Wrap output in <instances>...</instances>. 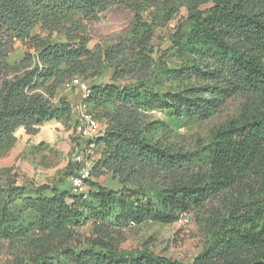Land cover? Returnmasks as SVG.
I'll return each instance as SVG.
<instances>
[{
	"label": "trees",
	"instance_id": "1",
	"mask_svg": "<svg viewBox=\"0 0 264 264\" xmlns=\"http://www.w3.org/2000/svg\"><path fill=\"white\" fill-rule=\"evenodd\" d=\"M119 7L131 14L129 31L89 50L90 25ZM180 8L187 31L169 51L184 57L178 73L201 83L177 92L143 82L89 87L85 103L104 129L86 195L42 185L30 197L1 169L0 241L16 252L7 264H264V0H0V152L14 146L19 129L35 136L68 116L54 99L73 78L104 67L118 80L147 74L152 30ZM36 27L65 42L38 48L22 61L33 67L15 72L8 63L13 45L33 42ZM230 97L241 99L238 115L191 149L150 115L166 112L178 126L203 122ZM71 166L69 177L77 168ZM105 174L117 178L118 192L94 182ZM240 185L246 192L226 200L207 245L189 263L113 244L112 232L125 222L171 224ZM88 223L90 237L68 245Z\"/></svg>",
	"mask_w": 264,
	"mask_h": 264
},
{
	"label": "rangeland",
	"instance_id": "2",
	"mask_svg": "<svg viewBox=\"0 0 264 264\" xmlns=\"http://www.w3.org/2000/svg\"><path fill=\"white\" fill-rule=\"evenodd\" d=\"M146 20L147 13L144 15ZM186 11L180 8L170 22L162 28H155L151 33L148 50L150 70L147 74L139 72L137 76L126 79H114L108 67L98 74L90 71L86 77H78L89 87L114 84L119 87H129L138 82L155 85L161 92H177L187 87L201 83L198 78L180 75L179 69L185 67L184 57L180 54H170V42L179 31H187L185 25ZM131 27V14L119 7L101 14L97 22L89 27L91 51L103 50L114 44L119 37L124 36ZM33 42L24 44L15 42L8 63L15 72H22L33 67V61L22 62L28 57L35 56L38 48L65 42L61 33H47L39 27L31 32ZM162 69L166 72L161 73ZM81 93L70 85V81L61 86L54 99L57 107L60 102L68 108V116L63 120L51 121L40 129L37 137L26 136L22 129L15 133L16 142L12 148L0 152V170L9 169V179L22 186L27 196H34L38 186H55L72 195L79 196L71 189L69 174L72 170L73 151L77 143L74 132V122L77 108L81 101ZM241 106L239 97L227 98L216 110L215 114L203 122L186 121L181 125L172 122L166 112L157 110L150 114L152 120L160 121L163 128H170L174 142L184 149H191L207 142L212 133L235 118ZM102 130L104 125L101 124ZM165 131V130H164ZM100 186L118 192L120 185L116 177L105 174L94 180ZM244 186H236L231 193L215 198L203 208L182 215L176 222L161 224L150 220L140 224L125 222L113 232V244L120 250L147 251L182 263H189L208 243L209 232L214 228V215L223 214L227 209V199L243 195ZM45 195L48 194L46 191ZM90 224L77 230L76 238L68 245L78 246L90 237ZM16 252L6 243L0 241V264H7Z\"/></svg>",
	"mask_w": 264,
	"mask_h": 264
},
{
	"label": "built area",
	"instance_id": "3",
	"mask_svg": "<svg viewBox=\"0 0 264 264\" xmlns=\"http://www.w3.org/2000/svg\"><path fill=\"white\" fill-rule=\"evenodd\" d=\"M70 85L77 89L82 97L74 122V132L78 140L74 147L72 163L76 164L77 168L75 173L69 177V183L74 193L86 195L88 181L92 179V168L97 159L95 142L102 136L103 130L95 113L85 103L90 94L89 86L78 78H73ZM150 114H156V111H152Z\"/></svg>",
	"mask_w": 264,
	"mask_h": 264
},
{
	"label": "crops",
	"instance_id": "4",
	"mask_svg": "<svg viewBox=\"0 0 264 264\" xmlns=\"http://www.w3.org/2000/svg\"><path fill=\"white\" fill-rule=\"evenodd\" d=\"M48 123H49V122H48ZM46 124H47V123H46ZM46 124H45V125H46ZM45 125H44V126H45ZM42 127H43V126H42ZM42 127H41V128H42ZM41 128H40V129H41ZM19 130H20V129H19ZM39 132H40V130H39ZM39 132H38V134H39ZM38 134H36L35 136H29V137L34 138V137H37ZM26 136H28V135H26Z\"/></svg>",
	"mask_w": 264,
	"mask_h": 264
}]
</instances>
